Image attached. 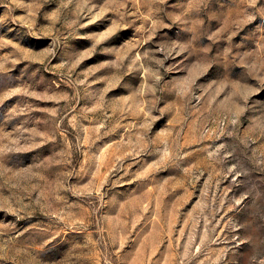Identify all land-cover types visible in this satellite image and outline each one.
I'll list each match as a JSON object with an SVG mask.
<instances>
[{
    "label": "rangeland",
    "instance_id": "rangeland-1",
    "mask_svg": "<svg viewBox=\"0 0 264 264\" xmlns=\"http://www.w3.org/2000/svg\"><path fill=\"white\" fill-rule=\"evenodd\" d=\"M0 264H264V0H0Z\"/></svg>",
    "mask_w": 264,
    "mask_h": 264
}]
</instances>
